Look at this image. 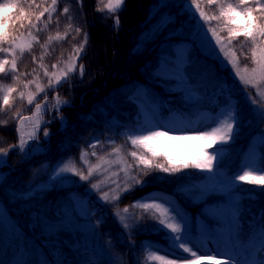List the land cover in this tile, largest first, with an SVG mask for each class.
<instances>
[{"label":"trees","instance_id":"trees-1","mask_svg":"<svg viewBox=\"0 0 264 264\" xmlns=\"http://www.w3.org/2000/svg\"><path fill=\"white\" fill-rule=\"evenodd\" d=\"M96 1L99 3L98 0H58L55 11H51L52 0H35L32 6H29V0H18V9H11L8 13L11 19L5 22V27L10 37L32 34L37 39L31 49L19 58L15 72L0 74V86L15 89L8 106L2 104L3 91H0V122L7 121L0 126V147L9 150L7 155L0 154V202L5 204L13 220L11 228L0 226L2 264H146L151 248H170L168 236L147 219L137 225L135 217H139L142 210L129 206L137 200L152 202L149 198H158L160 192L175 196L172 197V204L179 214L187 213L193 218L202 215L209 224L219 221L209 209L228 201L231 193H241L239 220L245 231L253 229L259 214L264 215L262 185L238 181L229 189L223 190L219 185H214L196 196L198 185L206 178V174L199 169H181L176 173L153 169L147 177L137 175L144 168L142 164L138 168L133 167L127 174L121 171L126 165L138 163L129 155L132 145L126 131L143 121L149 111L147 103L159 101L165 111L169 107L187 103L185 91L178 86L182 60L179 46L175 47L173 43L175 40L183 39L193 44L186 50L184 67L197 84L215 91L226 80L225 71L200 52L198 34L194 29L198 20L188 11L186 0H139L138 6L134 0H126L122 10L114 13L106 12ZM3 2L0 0V3ZM198 2L206 18H212L207 26L227 39V21L220 16L219 8L229 3L235 5L238 0H213L211 4L208 0ZM260 2L264 3V0ZM245 6L255 8L252 0ZM45 7L50 9L52 15V22L47 27L45 22L49 13L46 12L40 21L35 20V16ZM65 7L69 9L68 13L63 12ZM19 9L28 13L29 17H20ZM117 15L120 23L114 27ZM253 15L260 14L254 12ZM237 19L241 20L242 17ZM29 20L36 25L35 28L29 27ZM258 22L264 23V18ZM77 27L79 33L75 30ZM37 28L40 30L37 31ZM57 34L63 39H54L49 43V37H56ZM85 34L86 45L82 58L78 60V66L84 65L83 76L78 71L71 73L59 87L48 89L49 77L45 76V69L51 74L53 65H64L69 57L74 56V49L85 43ZM96 34L109 37L104 51H97L99 37ZM46 44L47 49L43 47ZM230 45L242 65L253 66L252 46L243 36L237 37ZM3 46L8 47V44ZM259 46L264 47V37L259 38ZM242 53H246L248 58ZM5 57L11 61L10 54L0 53V59ZM37 58L42 61L39 66ZM41 64L45 67H40ZM5 67L10 69V63ZM13 77L18 79L14 80ZM38 81L46 89L41 96L49 94L51 100L47 102L46 110L30 116L22 126L18 119L31 112V107L24 101H18V94L22 87L26 88V84L27 88L33 86L35 89ZM140 86L146 88L143 98L137 95ZM57 95L61 101H68L67 104L61 103L59 111L56 110ZM238 110L239 129L224 144V163L232 167L243 157L258 129L243 97L239 98ZM37 120L38 123L33 124ZM18 123L22 129L19 131H23L22 135L28 141L23 151L11 147L18 143ZM32 125H39L36 139H29L28 128ZM45 129L50 133L47 137L43 134ZM7 130L16 136H5ZM96 141L100 142L99 145L95 149L90 148L89 145ZM114 148H119L120 152L113 153ZM137 148L152 159L153 164L167 166L162 157L153 158L145 149ZM82 150L89 153L87 165L80 161ZM93 151L97 156L91 155ZM98 157L110 162L104 165L107 174L119 173L118 177L112 176L111 179L117 180L121 189L125 182L134 183L129 177L146 182L142 187L123 194L119 202L113 204L101 202L98 194L90 189L89 181L83 180L70 186L53 188L30 205L21 204L15 199L19 189L24 190L45 178L48 171L58 164L65 161L73 163L75 158V167L87 174L88 167L99 162ZM97 179L94 175L91 182ZM100 187V193L116 188L108 182H102ZM75 191L87 194L92 200L91 206L97 207L94 219L99 234L110 244L109 253L89 247L79 229L59 226L52 231L48 228V225L64 216L66 198ZM125 207H129L133 218L128 222L131 225L128 229L122 228L113 215L117 211L123 212ZM198 229L206 231L203 224ZM156 254L160 255L159 252Z\"/></svg>","mask_w":264,"mask_h":264},{"label":"rangeland","instance_id":"rangeland-1","mask_svg":"<svg viewBox=\"0 0 264 264\" xmlns=\"http://www.w3.org/2000/svg\"><path fill=\"white\" fill-rule=\"evenodd\" d=\"M98 1L99 3L96 1L97 4L101 5V7H103L106 12H109L105 7L109 0ZM140 1L134 0V4L138 6ZM206 27L210 28L207 25ZM194 29L198 34L197 45L200 52L207 55L206 57L214 60L221 66V68H223L225 71L224 77L226 78V81H224L223 85H221L217 91L208 96L209 90L207 88H199L197 83L193 82V80L185 72L182 65V68L179 69L180 80L178 81V85L185 87V91L188 94L187 103L184 105H176L165 111L163 110L159 101H150L146 105V107L149 108V111L146 113L143 122L136 125L134 128L127 130L126 132L129 136L133 133H139L144 129H155V127H161L159 129L161 131H172L169 132L170 136L186 135L193 137L190 139H169L168 137H159L148 142L149 145L154 147L157 151L167 152L170 156H172L174 163L179 164L185 161L191 162L193 160L203 158L205 152L214 155L213 149L216 148L217 145L209 147L208 141L197 139L195 137L198 135L199 131L209 130L207 126L212 125L215 119L220 117L223 112L227 111L233 105L237 106L239 98L243 97L248 105L249 112H251L256 124H258V130L254 133L253 140L249 145V148H247L246 153L243 155L238 167L235 170H231L230 168L226 167L223 159L226 154L224 152L225 146L222 145L220 147L219 156L213 160L214 167L212 173H209L207 170H202L206 174V179L204 182L199 184L198 189H196V196H198V194L201 195V193H204L207 189H210L214 185H219L222 189H229L235 181H238L234 178L238 175H242L243 171H248L253 175L264 174L254 171V169L264 168V161L262 160V156H264L262 147V144H264V119H261L259 111L249 104L248 98L245 94V86L242 84V82H240L238 77L234 75L236 69L232 68L230 64L225 63V59L222 58V55L232 56V52L234 51L232 45L226 44L225 53L222 55H217V50H214L212 44L209 42L208 37L211 36V32H209L208 35H205L204 29L200 27L199 20L196 22ZM217 35L222 37L225 41L227 40L219 33H217ZM33 37L34 35L32 34H24L19 37L17 42H22L24 44L31 42L33 46L36 42ZM98 37L99 41L96 47L97 51L101 52L106 48V43L109 40V37L103 34H99ZM173 43L175 44V47L179 46L181 59H183L185 56L184 52L193 46L192 43H189L183 39L175 40ZM218 47L219 46H217V48ZM234 53L235 55L233 58L239 60V57L235 51ZM15 55L18 62L19 58L21 57L19 49L16 50ZM10 56L12 60V55L10 54ZM37 62L39 66L40 62L42 61L37 58ZM76 63L78 67V61H76ZM70 66V59H68L64 65H56V67L51 71L52 73H55V76H53L52 79L55 80L57 77L62 76ZM253 67H255V65L247 66L248 71H245V66L242 65L239 60V70L241 75L245 77V80H252L253 84H255L261 79V75L258 73L254 74L251 71ZM39 83V81L36 82V85ZM39 85L40 87L45 88L41 84ZM262 88H264V85H262ZM247 90L249 93L253 92L251 87H248ZM21 92L24 93V98L20 99V97H18V101H24L26 104H28V97L30 95L36 94L37 88L35 87L34 89L33 86H31V88L22 87L19 93ZM42 93L37 95L36 99L33 101V105L28 104V106L31 107V112L18 119L21 121L22 126L28 122L30 116H33L36 113V108L34 105L44 104L45 96L42 97ZM145 94L146 88L140 86L138 88L137 95L143 98L145 97ZM222 94H224V97H221ZM262 95H264V92H262ZM46 97L47 102L51 100L49 94H46ZM38 121L39 120L33 121V124L35 123L36 125ZM35 125H32V127L28 128V135H31L34 132L36 129ZM17 128H19L17 130H22L20 129V123H18ZM237 129L238 127H236V130ZM7 131L8 133H5V136H16V134L10 132V130ZM18 132V136L22 135L23 133V131ZM137 147L138 146H132L130 150L136 151L138 156L144 155L147 157V155L140 153ZM139 147L143 148L142 146ZM160 157L165 159L163 155H160ZM62 164L63 163L58 164L53 169H50V172L48 171V175L46 174L45 178L37 181L33 185L26 187L24 190L19 189L15 199L19 200L21 204L30 205L35 200H38L41 195L52 190L53 188L60 186H70L72 184L79 183L81 179L74 178L73 176L75 175L72 173H63L60 176L54 175L58 166ZM106 164L107 163L103 164L102 168H105L104 165ZM68 166L72 167L73 163H68ZM108 174L105 172L103 173V176H108ZM103 176L100 178L103 179ZM96 182L97 181H93V183ZM114 186L115 185L113 184V187ZM113 189L119 191L116 188ZM113 189L106 190L109 192L110 196L115 194ZM102 192L104 191H101V194ZM240 196L241 193H231L228 201L222 202L209 209V211L217 217V220H219L218 222L215 221L213 223L214 225L209 224L202 215H198L193 218L187 213L184 215L179 214L187 222V236L190 241L189 247H192L193 250L197 252V255H203L204 253L211 250L213 254H221L220 256H217V259L234 260L236 261V264H264V215L262 213L258 215V220L254 223L253 230L248 232L245 231L241 227V222H239L238 204L240 203ZM172 197L175 198L174 195H170L165 192H160V194H158V199L169 201L171 204L173 202ZM91 202V199H89L87 195L83 193L74 194V196H68L64 204V212L66 215L64 213L63 217L54 222V224L48 225V228L52 231H56L59 226L70 229H79L82 233L83 241L88 246L94 247L100 252L109 253L110 244H108L99 234L97 224L95 222V213L98 209L92 208L90 204ZM174 208L177 211V207L174 206ZM120 215L126 217L125 222L127 223L133 219L131 218L132 216L129 211L127 213L121 212ZM201 224L205 225L206 231L198 229ZM12 225L13 220L10 217L7 207L5 204L0 202V226L4 228H11ZM160 249L163 250L162 252H159L160 255H164L168 252L174 253V255L170 256L172 259L168 260H175L176 255H191L190 253H176L175 250L171 248L168 249L162 247ZM191 259L195 260V257H191ZM0 264H2L1 261ZM200 264H210V262L207 260H202Z\"/></svg>","mask_w":264,"mask_h":264},{"label":"snow or ice","instance_id":"snow-or-ice-1","mask_svg":"<svg viewBox=\"0 0 264 264\" xmlns=\"http://www.w3.org/2000/svg\"><path fill=\"white\" fill-rule=\"evenodd\" d=\"M126 0H109L108 4L105 7L108 9L109 13H114L122 10L123 4ZM213 0H208V3L211 4ZM255 4V8L246 7L249 3V0H238V2L233 5L231 3L227 4V6L221 5L219 8L220 16L225 18L227 21L226 27L228 31V38L225 41L222 37L218 36L214 29L206 27L208 23H210L212 18H206L205 12L200 8V4L198 0H186V7L190 14L194 16L197 20L200 21V27L204 29L205 35H208L211 32V36H209V42L212 44L214 50H217V55H222L225 53L226 44H231L233 40H235L239 36H243L245 41L251 44V62L255 67L251 69V71L255 74L258 73L261 75V79L253 84L252 80H245V77L241 75L239 70V60L234 59V51L232 52V56H224L222 58L225 59V63L230 64L232 68L236 69L234 75L238 77L240 82L245 86V94L248 98V102L255 109L259 111V115L261 119H264V47L259 46V38L264 37V23L258 22L260 19L264 18V3H261L260 0H252ZM35 4V0H29V6ZM58 4V0H52V8L51 11H55V7ZM39 7V5H36ZM11 9H18V0H4L3 3H0V53H8L12 55V60L9 61L6 57L0 59V74H5L8 71L15 72L17 70V57L15 52L19 49L21 56L26 50H30L32 47V43L29 42L27 44L18 43V37H10V33L6 30L5 22L9 21L11 17L8 15ZM98 11H103V9H97ZM51 11L48 7H45L43 11L39 13V15L35 16L36 21H40L41 17L47 12L49 13L47 21L45 22V27L52 22ZM64 13H68L69 9L65 7L63 9ZM254 12H259V16H254ZM198 13V15H197ZM20 17L28 18L29 14L25 13L22 9H19ZM237 17H242L241 20H238ZM120 23L119 16L117 15L114 18V27H118ZM29 27L35 28L31 20H29ZM71 24L69 28H71ZM39 31L40 29H36ZM76 32H80V29L77 27ZM34 40L37 38L33 37ZM61 40L63 37L57 34L56 37H49V43L52 40ZM38 42V40H37ZM7 43L9 46L4 47L3 45ZM86 45V34H85V43L81 44L78 48L74 49V56L70 57L71 66L67 68V71L63 73L62 76L57 77L55 80L52 79L55 76V73H48L47 69H45V76L49 77V83L47 85L48 89H55L59 87L62 82H66L68 80V76L71 73L79 72V75L82 77L84 72V65L80 64L77 67L76 61L82 58L83 49ZM47 44L44 45L47 49ZM217 46H219L217 48ZM245 55L247 59V54ZM35 59V57H34ZM10 63V69H6V65ZM40 67L44 68L43 64ZM53 68L56 65L52 66ZM245 71H248L247 65H245ZM14 80L18 79V77H13ZM32 83V81H29ZM28 85L26 84L25 87ZM37 93L30 95L28 97V104L33 105V101L36 99L37 95L42 92H46L45 88L40 87L39 84L36 85ZM248 87L253 89L252 93L248 92ZM15 89L12 87H4L0 86V91H3L2 96V104L4 106L10 105V95ZM20 99L24 98V93H19ZM56 100V110H60L61 103L67 104V100L61 101L59 95L55 97ZM36 114H40L42 109L46 110L47 107V97L45 95L44 104H35ZM62 120L63 117L61 116ZM7 123V121L0 122V126H3ZM239 123V110L238 106L233 105L227 111L223 112L220 117L214 120L213 124L207 126L209 130L199 131L198 135L195 137L197 139H203L208 141V146L212 147L213 145H217L216 148L213 149V154H209L205 152L203 158H199L197 160H193L191 162H181L179 164L173 162V157L170 156L167 152H159L154 147L149 145V141H152L159 137H168L169 139H190L193 137L189 136H170L168 131L159 130L161 127H155V129H144L139 133L130 134L127 139L130 141L132 146H142L148 153H151L153 158L163 155L167 162V166L164 164H153L152 159L147 158L144 155L137 154L136 151H132L129 155L136 161H138L135 165H126L121 171H125L127 174L133 167H139V165H143L144 168L141 172H138L137 175H142L143 177H147L152 174L153 169H158L159 171L165 173H176L181 171V169L187 168H196L200 170H207L209 173H212L213 170V160L219 156L220 147L226 143H228L236 134V127H238ZM39 130V125L36 126L34 132L30 135L29 139H36V132ZM19 131V130H18ZM146 133V134H145ZM44 136L47 137L50 135L47 129L44 130ZM28 141L24 139L23 135L18 137V143L11 145L13 148H19L21 151L25 149ZM99 141L89 145L90 148L95 149L99 145ZM8 149L0 147V154L7 155ZM119 148H114L113 153H119ZM89 155L87 150H82L80 155V161L83 164H89L88 159L86 157ZM92 156H97V153L93 151L91 153ZM111 155V154H109ZM99 163L96 165L89 166L87 169V174H84L83 171L77 169L75 167L76 160L73 158V166L69 167L68 162L65 161L62 165L58 166L55 176H60L63 173H72L75 176H78L83 181H89V187L93 191H95L99 199L102 202L107 204L118 203L122 198V195L128 193L135 189L136 187H142L146 182L144 179H137V177H129L134 181L132 184H127L125 182V186L121 189L120 184L117 180L111 179L112 176H117L119 173H111L108 176H103V173L107 172L106 168H102V165L105 163H110L105 160L104 157H98ZM243 171V170H242ZM255 172L264 173V168L254 169ZM98 177L96 183H92L91 180L94 177ZM103 176V179L99 177ZM235 180L246 182L248 184L262 185L264 186V174L261 175H253L248 171H243L242 175H238L234 178ZM102 182H108L114 184L116 191L114 195L110 196L108 191L100 193V184ZM261 191H264V188H261ZM152 202H143L141 200L135 201L129 207L138 208L142 210L139 217H135L136 224L142 223L145 219L149 220L154 227L158 230L163 231L168 236V244L171 249H174L176 253H185L191 254L188 255H176L175 260H168L166 257L174 255L173 252L165 253L164 255H157L156 253L162 252V249L151 248L150 255L147 257L146 264H152V262H159V264H200L202 260H207L210 264H236L234 260L228 259H217V256H220V253L213 254L211 250L204 253L203 255H197V252L193 250L192 247H189L190 241L188 239V227L187 222L184 220L182 216L176 212L175 208L171 205L169 201L160 200L156 197L149 198ZM129 207H125L122 211L127 213L129 211ZM114 217L117 219V222L120 223L121 227L124 229H128L131 227L126 221V217L121 216L119 211L113 213ZM191 257H195V260H192Z\"/></svg>","mask_w":264,"mask_h":264}]
</instances>
